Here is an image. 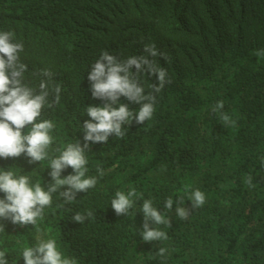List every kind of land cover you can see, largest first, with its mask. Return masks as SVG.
I'll use <instances>...</instances> for the list:
<instances>
[{
  "label": "trees",
  "instance_id": "trees-1",
  "mask_svg": "<svg viewBox=\"0 0 264 264\" xmlns=\"http://www.w3.org/2000/svg\"><path fill=\"white\" fill-rule=\"evenodd\" d=\"M117 2L0 0V32H14L13 42L24 45L19 53L27 66L23 82L36 91L47 82L49 103L55 86L61 89L59 102L46 104L38 118L55 126L48 159L29 164L23 155L0 158V171L27 176L47 189L50 160L68 144L83 145L87 107L103 104L93 99L88 81L102 52L139 57L147 55L146 44H155L166 58L149 59L171 80L156 94L150 120L125 125L122 138L85 150L87 176L98 181L94 188L67 205L54 193L35 226L0 220V250L9 264H24L23 248L39 238L55 239L76 264H162L161 247L168 250L163 264H264V55L257 56L264 52V0H186L184 20L161 13L159 20L142 23L147 34L137 29L121 35L111 23L122 16L112 13ZM116 58L123 61L122 55ZM139 83L147 94L155 78L141 73ZM220 100L235 127H225L220 113H212ZM120 102L134 112L139 108L123 97ZM72 172L66 169L62 178ZM249 175L254 187L245 183ZM132 188L137 192L133 207L117 216L111 208L115 193ZM196 189L206 202L182 221L176 201L182 198L190 207ZM169 197L171 211L164 207ZM144 200L171 221L152 225L166 232L167 240L144 242L139 235ZM86 210L94 216L82 224L72 220Z\"/></svg>",
  "mask_w": 264,
  "mask_h": 264
},
{
  "label": "clouds",
  "instance_id": "clouds-1",
  "mask_svg": "<svg viewBox=\"0 0 264 264\" xmlns=\"http://www.w3.org/2000/svg\"><path fill=\"white\" fill-rule=\"evenodd\" d=\"M135 7L129 9L130 3ZM186 0H120L112 10L113 14L120 13L117 22H111L113 30L119 28L118 35L124 32H135L137 29L145 34L143 22L152 23L161 17L175 15L184 20L183 13ZM181 10V13H179ZM139 16V17H138ZM143 19L144 21H141ZM152 31L153 29L150 28ZM15 33L11 31L0 32V158H18L25 156L29 164L48 159V149L52 144L51 132L54 124L50 120H38L42 110L47 104L59 102L60 87L55 86V99L49 103L48 84L41 81L39 90L27 86L23 82V76L27 66L20 62L19 53L24 50L23 43L13 42ZM94 51V50H93ZM100 50L97 53H101ZM144 53L139 57H128L121 50H117L116 57L123 56V61L117 60L114 52L104 51L94 60L91 71L88 74L90 91L93 99L103 101L102 106H88L86 114L88 120L83 122V145L81 143L68 144L60 155L50 160L48 173L51 178L47 189L40 183L31 184L27 176H16L12 171H0V220L10 221L13 225L25 227L35 226L38 218L42 217L44 209L52 205V196L59 193L65 205L71 204L81 192L87 193L97 184V177L87 176V159L85 150L90 149L91 144L107 143L110 137L122 138L125 135L124 126L143 125L150 120L154 113L156 94L163 90L171 80L167 70L159 67L153 59L157 55L166 58L159 53L155 44H146ZM264 52H257V56ZM141 73H147L155 78L151 85V91L147 94L139 83ZM42 75L51 78V73L44 70ZM121 97L126 98L130 104L139 105L135 112L130 110L128 104L121 103ZM224 101L220 100L212 106V113H220V119L225 127H235L236 121L223 112ZM28 127L25 134L23 130ZM264 166V160H262ZM71 168L72 174L62 178V172ZM100 176L104 175L101 168H97ZM249 187H254L252 177L249 175L245 181ZM65 186H67L65 188ZM63 189V190H62ZM137 197L134 188L127 193L117 191L111 201V208L117 216H125L134 205L133 198ZM190 207L183 206V199L176 201V216L184 221L191 212L204 205L205 194L196 189L189 197ZM165 209H173V199H166ZM143 213V225L139 231L144 242L165 241L168 239L166 232L152 225H170L171 221L155 207L151 200H144L141 206ZM94 216L91 210L84 214L77 212L72 220L80 224ZM166 248H159L157 255L164 258L167 255ZM21 257L24 264H76L74 258L66 257L57 247L55 239H39L34 246L23 248ZM0 264H9L5 250H0Z\"/></svg>",
  "mask_w": 264,
  "mask_h": 264
}]
</instances>
